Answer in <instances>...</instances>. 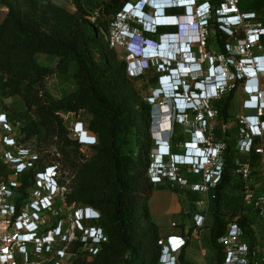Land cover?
<instances>
[{"label":"trees","instance_id":"1","mask_svg":"<svg viewBox=\"0 0 264 264\" xmlns=\"http://www.w3.org/2000/svg\"><path fill=\"white\" fill-rule=\"evenodd\" d=\"M127 1L130 0L104 1L100 8L104 17L91 22L86 17L89 11L84 4L93 5L92 0H74L76 11L73 13L49 0H0V5L7 9L0 23V104L4 97L14 95L20 96L24 103V109L17 112L18 116L5 112L12 125L20 123L18 128L22 136L18 135L17 141L32 149H41L45 131L67 143L60 111H83L90 115L87 127L97 136L93 155L83 164L71 159L70 151H65L63 144L58 147V157H51L50 150L44 154L50 162L58 161L62 171L69 168L76 172L77 181L66 193V202L96 210L99 217L83 221V224L99 227L104 234V240L97 245L94 254L89 251L90 240L78 238L71 242L67 252L74 259L68 264H156L159 259L157 241L163 236L149 216L147 201L155 189L164 186L152 183L147 173L150 155L155 149L150 132L152 107L143 100L144 96H151L149 86L159 85L158 74L154 66H149L130 76L126 59L120 58L116 49L109 47L102 32H109L115 13ZM209 1L214 5V16L221 1ZM237 6L240 11L254 13L252 21L264 23V0H237ZM165 14L183 15L184 9L168 8ZM132 26L136 27V24L132 23ZM208 30L215 36L219 53L226 54L225 44L230 43L232 37L221 31L214 18L209 21ZM176 32V26L157 28L158 34ZM145 35L152 39L156 36ZM237 36L242 39L243 31L239 30ZM260 45L264 48V36L260 38ZM39 54L56 57V69L59 70H66L74 64L75 88L57 99L43 91L44 78L51 69L37 62ZM134 85H138L136 91ZM235 85L242 86L243 80L234 82L231 87ZM231 87L210 104L217 113L220 127L212 128V136L215 141L225 142L221 179L209 189L212 199L210 219L207 221L206 215L204 223L211 232L217 264L223 258L217 239L224 233L226 224L234 218L241 225L249 221L250 209L243 205L240 195L242 180L234 174L236 163L248 162L254 180L259 182L261 178L259 155L255 152L260 140L254 139L249 153H241L236 147L237 137L230 138L229 129L222 131V125L227 124L231 116L234 93ZM178 128L179 124L175 122L170 145L172 153L182 154L187 139ZM139 132L142 133L141 139H138ZM128 135L134 140L129 147L124 142ZM8 172L10 170L0 160V176ZM183 173L195 175L185 170ZM33 179L32 171L19 177L14 200L17 211L27 197ZM60 182L65 184L64 179ZM140 219L151 221L154 228L143 229ZM86 256L93 258L94 263L85 261ZM179 259L192 264L184 259L183 253ZM45 264H51V261Z\"/></svg>","mask_w":264,"mask_h":264},{"label":"built area","instance_id":"2","mask_svg":"<svg viewBox=\"0 0 264 264\" xmlns=\"http://www.w3.org/2000/svg\"><path fill=\"white\" fill-rule=\"evenodd\" d=\"M139 1L145 0L125 2L115 13V18L109 26L110 30L106 38L109 47L122 49L124 55L131 56L134 51V46H129L127 39L132 37L131 26L136 22L133 11L135 8L140 9L136 6ZM220 8L223 9L220 16L225 18L218 26L223 33L232 37L231 42L225 44L226 54L215 55L204 51L209 37V24L191 27L195 31V36L199 37L195 44L199 50L195 51V54L198 61L209 64L213 76L220 72L233 76L235 69L238 79L243 80L245 98L242 101V109L245 112L235 116L238 127L236 147L241 153H249L254 139L260 140L255 152L259 155V171L264 182V88L259 85V79L264 78V48L260 45L264 23L252 21L255 17L254 13L240 11L237 0H224L217 9ZM101 16L102 11L99 9L89 12L86 17L94 22ZM239 30L244 33L242 39L237 36ZM131 61L128 62L127 73L130 76L141 73L143 68L132 67ZM248 67L257 68L256 80L249 81L243 76ZM233 83L231 82L230 86ZM202 87L203 85H200L198 88L204 91ZM191 100L192 97L187 95L186 102ZM209 101L199 98L196 107L192 109L195 115L201 110L195 118L196 122L201 124L200 126L197 124L193 132H199L203 136L205 147L203 149L205 152L201 153L203 158L201 168L193 166L195 172L203 171L202 180L190 186L195 192H208L221 179L224 163L225 142L215 141L212 136V126L209 122L216 118L217 113L210 106ZM176 116L180 119L179 123L188 122L187 113L182 112ZM169 118L171 119L169 129L162 131H171V125L176 118L171 115ZM18 126H20L19 122L14 126L5 112L0 113V146L7 148L0 149V160L10 170L0 176V264H45L50 261L51 264H64L62 259L69 253L68 245L78 238L81 241L90 240L89 251L94 254L97 245L104 240V234L99 227L84 225L83 221L97 219L98 212L89 206L79 208L74 204H67L66 187L60 182L65 173L61 170L60 163L50 162L48 157L45 158L47 149H32L26 144L19 143L17 136L21 133ZM226 129H228L227 124H223L222 131L225 132ZM70 131L81 148H91L98 143L96 134L82 121L73 123ZM168 150L160 149L158 154L155 149L154 158L159 157V161L154 160L153 165L149 167L150 180L154 184H159L165 179H170L185 186L187 181L177 178L173 170L179 168L177 154L172 157L171 153L167 154ZM168 156L175 161H171L169 169L164 172V158ZM236 165L234 174L242 180L240 192L242 203L250 209V215L245 225H241L236 218L226 224L224 233L217 239L223 254L220 264H264V249L258 248L248 234L253 226V218L264 223V184L254 180L248 162H237ZM27 171L34 173L33 184L17 211L14 200L17 196L19 177ZM198 203L204 205L202 200ZM60 208L66 211L70 209V222H66L67 214ZM206 212L207 209H204L193 215L194 225L191 231L197 229L200 234L206 228L204 227ZM187 240L188 237L175 234L161 237L157 241L160 254L156 264H185L180 261L179 255L186 246ZM60 244H62L61 248L58 247Z\"/></svg>","mask_w":264,"mask_h":264},{"label":"rangeland","instance_id":"3","mask_svg":"<svg viewBox=\"0 0 264 264\" xmlns=\"http://www.w3.org/2000/svg\"><path fill=\"white\" fill-rule=\"evenodd\" d=\"M54 4H57L67 11L73 13L76 11V8L74 6L73 1L74 0H49ZM93 5H89L87 3L84 4L85 9H87L89 12H94L99 10L102 7V4L106 0H92ZM132 2L135 0H131ZM7 13V9L0 5V23L4 19L5 15ZM195 13V12H194ZM104 17V16H102ZM135 23V22H134ZM110 30V29H109ZM131 30L136 31L135 26H131ZM104 32V40L106 41V38L108 36V32ZM137 32V31H136ZM209 41L206 42V45L204 47V51L206 53L220 55L219 49L216 46L215 42V36L213 32L209 31ZM158 40V37H157ZM196 52L199 50V48L196 47ZM118 55L120 58H125L128 62L133 60L132 56L130 55H124L122 53V49L118 48L116 49ZM250 55H248L249 58ZM37 62L45 67H48L51 69V71L45 76L44 82H43V91H45L47 94H49L52 98L57 99L65 94H67L69 91L73 90L76 86V81L74 78V71H75V65L70 64L66 70H59L56 69V63L57 58L54 56L39 54L36 56ZM207 63V62H204ZM218 63V62H217ZM171 66V65H169ZM158 65H154V69L156 73L158 74V81L159 77L161 76V72L158 71ZM168 67V65H167ZM166 67V68H167ZM171 68H173L171 66ZM164 69V68H163ZM159 83V82H158ZM159 85H151L149 86V91L152 94L155 92V89L158 88ZM234 90L233 98H232V106L230 108V117L227 121L228 131H230V138L235 139L238 136V130H237V123L235 121V116L237 114L244 113L245 111L241 108V102L243 98H245L243 94V87L235 85L234 87H231ZM138 89V85H134V90L136 91ZM143 95V94H142ZM141 96V95H139ZM148 105H149V97L144 96L143 99ZM212 101H209V104H211ZM151 108V106H150ZM162 108V107H161ZM21 109H24V103L20 96L14 95V96H7L4 97L2 100V103L0 104V113L6 112V113H16L21 111ZM198 112H201L198 111ZM192 113L188 112V122H182L178 123L179 128L178 132L183 133L185 139L189 140L191 137V134L193 131H195L197 124L200 126L199 123L196 122L195 118L197 116ZM31 113H33L31 111ZM168 116V115H167ZM59 117L61 119V123L64 126L66 130V139L67 143H64L61 141L57 135L55 134H47L45 131L43 132L44 141L42 142L41 149H47L50 150V156L51 157H58L59 149L58 147L65 146V151H70V158L76 161L77 164H83L87 160L91 158L93 155V147L92 148H81L74 140V137L71 134L70 127L75 123L76 121H82L84 125L88 126V121L90 120V115L84 113L83 111H79L78 113L73 112H62L60 111ZM162 117V116H161ZM169 117V116H168ZM170 119V118H169ZM161 120V118H160ZM160 120H157V122H160ZM180 121V119H178ZM156 122V121H154ZM159 124V123H158ZM209 124L212 126V128H220L217 118H214L209 122ZM171 131L173 130V123L171 125ZM161 129V128H160ZM171 131H169L168 135H170ZM150 132L152 134L153 138V148L155 149L157 147L156 143L159 141L157 139V133L155 127H150ZM200 133L198 132L197 135ZM142 138V133H138V139ZM46 139V140H45ZM124 142L127 145V147L130 146V143L133 144L134 140H132V136L128 135L124 138ZM139 142V141H138ZM0 149H7L3 145L0 146ZM170 152L172 153V146L170 145L169 148ZM175 154V153H174ZM159 161L158 158H154V154L150 155V162L148 165V175H149V167H151L153 164V161ZM171 161H175L174 158H164V162L166 163V168L169 169V165ZM177 161V160H176ZM172 169V168H171ZM170 169V170H171ZM175 172V176L182 179H187V184L185 186L180 185L176 181L165 179L161 182V184L164 186V188H161L159 191V194H157L156 197H160L161 201L160 203L166 202L165 204L169 206V212L164 217V220L159 218L157 220L155 212L152 211V208L148 207V213L151 217L153 223L158 227V231L161 232L162 228H168L171 225V222L174 221L177 224L184 223L187 227L190 225V222L192 220V216L194 213L201 212V210L207 209V221L210 219V208L212 205V199H211V193L208 192H195L191 190V184L198 183L202 180L203 177V171L195 172L193 167L188 166H180L177 169H173ZM183 170L186 171V173H194L187 175L183 173ZM204 170V169H202ZM64 182L67 193H69L72 190V185L75 184L76 180V172L69 169L64 168ZM173 178V177H172ZM259 182L261 184H264L262 182V179H259ZM69 185L70 188L68 187ZM164 197V198H162ZM153 196V201H154ZM168 200V202H167ZM204 201V205H201L198 203V201ZM150 199L147 201V206L149 205ZM158 203V205H161ZM65 214H67L66 222L71 221V216L69 215L70 209L66 211V209L60 208ZM162 225L158 224L162 222ZM253 226L251 227V232H248L249 237L251 238V241L260 249H264V223L260 222L259 220L253 218ZM140 225L143 227V229H153V225L151 221H145L143 219H140ZM161 234V233H160ZM204 252V253H203ZM185 256L189 258L190 260L196 262L197 264H217L216 256H215V248L211 239V232L209 229L204 228L200 234H198L197 229H192L191 231V237L190 242L187 245ZM85 261L88 263H94L93 258L90 256L84 257ZM74 259V256H70V254H66V256L62 259L64 264L70 263Z\"/></svg>","mask_w":264,"mask_h":264},{"label":"clouds","instance_id":"4","mask_svg":"<svg viewBox=\"0 0 264 264\" xmlns=\"http://www.w3.org/2000/svg\"><path fill=\"white\" fill-rule=\"evenodd\" d=\"M221 2L224 0H220ZM173 0H145L144 2L139 1L136 3L137 7L135 9H139V11L145 16V18H141L138 15H135L136 18V31L131 30L132 37H129L127 39L128 45L135 46L134 51L131 53V56L133 60L131 61V66H136L137 68H143L146 69L149 66H154L155 64L158 65L159 68L166 69V72L164 73V76L159 77V86L155 89V92L149 96V104L151 105V117H152V127H155L157 135V139L159 140L155 148L157 150V153L159 154L160 149H162L163 145H166V149L170 148V135H168L169 131H162L159 129V122L157 120L160 119L161 116L165 115H171L176 120L173 122L179 123V117H177V114H180L182 112L188 113L192 112V109L196 107L199 98H205L209 99L210 101L218 99L221 97L228 89L231 87V82H237L239 79L236 76V70L234 69L233 76H229L227 74H222L221 72L217 74L216 76H213L211 74V69L208 63H203L198 61V58L195 54V51L193 49V46H195L196 42L198 41L199 37H195L192 40L190 38H187V51L182 52L180 48V52H176L172 59H162L159 57H150L148 56L150 52L144 51L146 47H150L152 51H155V45L159 42L162 43L163 39L166 37L173 38L176 35L184 36V30L181 29V26L177 23L174 24H165V23H156L153 22L154 18H156L157 14L165 18H170L172 16H167L165 14V10L172 7H178V8H185L186 5H179L175 4ZM190 3V7H193L195 10V15L192 17V11L191 14H185V18H188V21H191L190 29L192 30V26H206L209 24V21L211 19H215L217 24L221 23L222 19L225 18L224 16H220L221 11H223L222 8L217 9L216 8L214 16V5L210 3L209 0H192ZM224 4V2H223ZM205 6V7H203ZM185 11V9H184ZM158 16V17H159ZM145 19V20H144ZM149 19V21H148ZM192 19V20H190ZM151 28H148L146 23ZM134 23V22H133ZM224 23V21L222 22ZM185 25V24H184ZM161 26H176L177 32L176 33H163L158 34L157 28ZM185 29V28H184ZM186 30V29H185ZM139 33V34H137ZM151 34L156 35L155 39L149 38L145 34ZM261 36H264V33L261 34ZM158 37V40H157ZM178 40L169 39V42L172 43L176 42ZM158 44L157 48L159 47ZM180 45V44H179ZM172 49V47H171ZM174 49V48H173ZM141 50H143V54L141 53ZM190 55L191 60H186L182 56ZM167 65H171L173 68H166ZM185 66V68H184ZM157 67V68H158ZM249 70L252 72H255V74H248L247 71L243 73V76L245 78H248L250 80H256L258 75V70L256 67L250 68ZM159 71V70H158ZM162 78H167V82L165 84L162 83ZM181 80L183 83L181 84ZM205 84V90L201 91L198 87L200 85ZM217 94L219 96H217ZM187 95H190L192 97L191 102H186ZM197 96V97H195ZM167 105L168 111H166L164 114L161 111V107ZM156 121V122H154ZM198 132H193L191 134V137L189 140L185 141L183 144V153L177 154V157H182V159H178L180 166H189L193 167L197 166L201 168L202 165V159L201 153L202 151L205 152V147L203 144V136L201 134L197 135ZM188 143L189 146H185V143ZM199 152V153H197ZM203 152V153H204ZM170 150H168V155H170ZM172 157H175L174 153H171ZM170 158V156H168ZM193 158V160H191ZM202 160V161H201ZM193 161V164H190L189 162ZM163 170L164 172L167 171L166 163L164 162Z\"/></svg>","mask_w":264,"mask_h":264},{"label":"bare ground","instance_id":"5","mask_svg":"<svg viewBox=\"0 0 264 264\" xmlns=\"http://www.w3.org/2000/svg\"><path fill=\"white\" fill-rule=\"evenodd\" d=\"M189 2H192V0H185V1H183V2H179L178 4H185V5H190V3ZM175 4H177V3H175ZM191 8V11H192V17H194V15H195V10H194V8L193 7H190ZM133 13L134 14H136V15H138V16H140L141 18H145V16L142 14V13H140V12H134L133 11ZM158 18V16H156V18H154V20H153V22H156V23H158L159 22V20L157 19ZM155 19H157V20H155ZM145 20V19H144ZM190 20H192V19H190ZM148 21H149V19H148ZM186 22H189V23H191V21H188V18L187 19H185V24H186ZM160 23V22H159ZM148 24H150V22L148 23H146V25H147V27L148 28H151V26H149ZM180 26H181V29L182 30H184V27H185V25L184 24H179ZM187 25H189V24H187ZM189 27V26H188ZM188 28H186V30H187ZM186 32V31H185ZM185 32H184V34H185ZM193 32V33H192ZM190 33H192V35H189L188 36V38H190L191 40L193 39V38H195L196 36H195V31L194 30H191L190 29ZM187 34V33H186ZM187 36V35H186ZM169 39H173V38H169ZM169 39H166V40H164L163 39V41H162V43L160 42V43H158V44H161L162 46L160 47V48H157V46H158V44H156L155 45V51H152V52H150L149 53V55L148 56H150V57H159V58H162V59H172V57H173V55L176 53V52H180V48H181V51L182 52H185V51H187V43H185L184 41H183V36H177V37H174V40H178V41H176V42H172L171 44L170 43H167V41L169 40ZM169 44V45H168ZM180 44V45H179ZM166 45V46H165ZM168 45V46H167ZM170 46H172V51L171 52H169V50H168V48H171ZM174 48V49H173ZM152 50V49H151ZM175 51V52H174ZM141 53L143 54V52L141 51ZM184 59H186V60H191L190 59V55H183L182 56ZM169 67V66H168ZM167 67V68H168ZM171 67V66H170ZM169 67V68H170ZM158 70L161 72V75L162 76H164V73L163 72H166L165 70L166 69H163L162 67L161 68H159L158 67ZM247 73L248 74H255V72H252L251 70H247ZM167 82V78H162V83L163 84H165ZM202 88H204V90H205V84H203V87ZM168 106L167 105H164V106H162V108H161V111L163 112V114L166 112V111H168ZM161 118V120H160V122H159V129L160 130H168L169 129V127H170V124H171V119H169V117L167 116V115H163L162 117H160ZM197 153H199V152H197ZM159 158V157H158ZM178 159L180 160V159H182V157H178Z\"/></svg>","mask_w":264,"mask_h":264},{"label":"crops","instance_id":"6","mask_svg":"<svg viewBox=\"0 0 264 264\" xmlns=\"http://www.w3.org/2000/svg\"><path fill=\"white\" fill-rule=\"evenodd\" d=\"M203 7H205V6H203ZM190 8V7H189ZM134 12H140L139 11V9H134ZM141 13V12H140ZM157 16H159L158 14H157ZM158 20H159V17L157 18ZM157 19H155V20H157ZM187 24H190L189 22H186V24H185V29L186 28H188L187 30H185L184 29V32H185V35L183 36V41L185 42V43H187V38H188V36L189 35H192V33H190V25H187ZM189 26V27H188ZM187 33V34H186ZM187 35V36H186ZM167 42H169V40L167 41ZM160 43V42H159ZM169 45V44H168ZM167 45V46H168ZM162 45H159V47L158 48H160ZM166 46V45H165ZM135 47V46H134ZM170 47H172V46H170ZM135 49H137V47H135ZM168 50H169V52H171L172 51V49L171 48H168ZM142 52H143V50H141ZM144 51H146V52H152V50H151V48L150 47H146L145 49H144ZM175 52V51H174ZM247 70H249V68H247ZM164 79V78H163ZM259 85L261 86V88H264V78H260L259 79ZM244 94V93H243ZM245 97V96H244ZM244 99V98H243ZM243 101V100H242ZM241 108H242V102H241ZM162 149H166V145H163L162 146ZM160 189H155L154 191H153V193H152V195H151V197H150V201H149V205H148V207H150V208H152V211H154L155 213L154 214H156V217H157V220L159 219V218H161L162 220H164V217H165V215L167 214V212H169V206L168 205H166L165 203L166 202H163V203H160V197H156L157 196V194H159V191ZM153 196L155 197L154 198V201H153ZM162 198H164V197H162ZM167 202H168V200H167ZM158 203H160L161 205H158ZM198 213V212H197ZM195 214V213H194ZM164 221H162V222H160V223H158V224H160V225H162V223H163ZM175 224L174 226L172 225V224ZM194 224H193V216H192V220H191V222H190V225H188V227L184 224V223H182V224H177V223H175L174 221H172L171 222V225L166 229V228H162V231L160 232L161 233V235L163 236V237H165V236H167V235H169V234H175V235H179V236H182V237H188V240H187V243H186V246L182 249V251H181V253L180 254H184V259L185 260H187L188 262H190V263H192V264H197L196 262H194V261H192V260H190L189 258H187L186 256H185V251H186V248H187V245L189 244V242H190V237H191V228H192V226H193ZM182 262V261H181ZM182 263H184V262H182Z\"/></svg>","mask_w":264,"mask_h":264},{"label":"water","instance_id":"7","mask_svg":"<svg viewBox=\"0 0 264 264\" xmlns=\"http://www.w3.org/2000/svg\"><path fill=\"white\" fill-rule=\"evenodd\" d=\"M174 2H176L177 4L179 2H183L185 0H173ZM179 5H183V3L179 4ZM190 6L189 5H186V7L184 8L185 11H184V14L183 15H175V16H172L170 18H165V17H162L161 15L159 16V22L160 23H165V24H174V23H177V24H185V14H191V8H189ZM179 35H176L175 37H177ZM174 38V37H173ZM166 39H169V37H166L164 40Z\"/></svg>","mask_w":264,"mask_h":264}]
</instances>
